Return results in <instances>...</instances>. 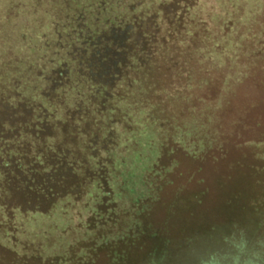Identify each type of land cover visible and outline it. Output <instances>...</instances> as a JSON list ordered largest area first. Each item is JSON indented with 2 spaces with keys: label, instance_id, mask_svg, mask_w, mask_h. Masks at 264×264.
I'll list each match as a JSON object with an SVG mask.
<instances>
[{
  "label": "trees",
  "instance_id": "obj_1",
  "mask_svg": "<svg viewBox=\"0 0 264 264\" xmlns=\"http://www.w3.org/2000/svg\"><path fill=\"white\" fill-rule=\"evenodd\" d=\"M201 1L9 0L8 6L4 5L5 21L12 18L9 15L13 8L19 13H15L17 31L9 33L6 26H0V207L3 212L12 215L16 208L46 211L67 195L79 199L92 185L100 191L94 200L96 211L114 205L110 203L112 191L106 170L110 157L105 156L111 150L113 127L124 114L131 93L140 95L145 104L155 102L165 93L168 82L160 81L159 76L173 73L175 55H182L189 65H198L192 54L196 53L199 38L216 25L212 14L217 10L214 8L208 14L211 22L199 18ZM220 1L216 0L217 8ZM185 42L188 45L179 52L180 43ZM258 76L262 79L259 83H246V92L241 96L243 104L225 127L221 136L225 142L216 154L225 151L223 156L234 157L224 148L229 139L262 136L256 133L261 123L257 124L255 111L257 103L263 100L260 90L264 86V71L259 70ZM181 77L179 81L183 80ZM252 89L254 93L250 92ZM173 153L172 156L164 151L154 166L155 170L157 167L164 170L171 160L175 162L164 173L166 183L156 194L162 206L159 203L156 209L151 208L146 217L151 229H155L156 221V237L142 238L146 254H155L156 264H221L225 256L235 261L236 255L221 253L220 241L225 242L235 230L230 221L218 227L210 220L209 228H205V222L192 223L181 232L186 243L177 241L173 219L191 201L195 203L188 208L194 216L201 211L200 203L206 196L203 195L206 174L196 173L202 183L192 186L194 189L189 187L191 184L187 187V182L177 187L176 183L180 182L177 176L194 171L198 165L182 150L175 149ZM221 161L233 164L235 160L215 158L209 170L217 169L215 165L228 170ZM213 174L217 184L220 180L228 182L226 178L231 177L220 179L218 174ZM255 199L263 203L262 207L254 206L251 199L247 206L254 212H251L254 218L249 217L251 224L254 221V229H260L264 216L255 211L264 213V197ZM173 200L174 204H165ZM170 211L175 215H169ZM202 231L205 233L201 234ZM128 255L124 256L125 262L146 264V255L143 262ZM25 263L38 262L22 260L0 246V264Z\"/></svg>",
  "mask_w": 264,
  "mask_h": 264
},
{
  "label": "rangeland",
  "instance_id": "obj_2",
  "mask_svg": "<svg viewBox=\"0 0 264 264\" xmlns=\"http://www.w3.org/2000/svg\"><path fill=\"white\" fill-rule=\"evenodd\" d=\"M219 3L217 8L216 0H202L199 6V18L210 22L208 14L214 8L217 10L212 14L216 25L199 38L196 53L192 54L198 65H189L182 55H175L173 73L168 72L162 78L156 74L169 85L162 96L145 104L136 92L129 95L124 114L113 127L111 150L105 155L110 157L106 170L112 191L110 203L114 205L96 211L94 200L100 191L92 185L79 199L67 195L46 211L16 208L9 215L0 207L1 247L22 260H35L36 264H129L124 257L128 254L139 262L146 255V264H156V256L150 249L146 254L142 238L156 237V221L155 229H151L146 217L160 203L156 199L158 188L166 183L163 175L175 162L171 160L164 170L158 167L155 170L154 166L164 151L173 156L174 150L179 149L198 167L192 173L179 174L180 182L176 186L187 182V187L189 184L197 187L202 181L196 173L205 172L203 195L206 196L200 203L201 211L195 216L188 208L195 203L191 201L174 217L177 241L186 243V236L181 232L192 223L205 222V228H209L210 220L218 227L230 221L235 230L225 242L220 241V252L236 255L235 261L231 256L220 255L225 258L219 257L221 264H264V225L254 229V221L251 224L249 218L254 212L247 206L251 199L254 206L262 207L263 203L255 198L264 197V86L260 90L263 100L257 103L255 111L257 124L261 123L256 133L262 136L229 139L224 148L234 157L223 156L225 151L216 154L225 142L221 137L225 127L243 104L241 96L246 92V83L262 81L258 72L264 71V0H221ZM8 4L9 0H0V26H6L10 33L18 30L15 13L19 12L13 8L9 15L8 11L7 16L12 18L5 21L4 5ZM223 22L226 24L222 26ZM180 45L181 48L188 44ZM180 48L179 52L185 50ZM178 77L183 80L179 81ZM215 158L235 161L233 164L221 161L228 170L215 165L217 169L210 171L209 164ZM200 166L204 168L198 169ZM213 173L220 179L226 175L231 177L226 178L228 182L220 180L217 184L212 179ZM170 214L175 215L173 211ZM255 214L264 216L259 211ZM230 215L232 219L228 220Z\"/></svg>",
  "mask_w": 264,
  "mask_h": 264
}]
</instances>
